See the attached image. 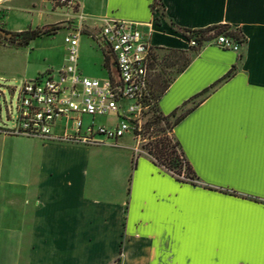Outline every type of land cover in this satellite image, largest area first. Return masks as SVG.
Listing matches in <instances>:
<instances>
[{
  "label": "crops",
  "instance_id": "1",
  "mask_svg": "<svg viewBox=\"0 0 264 264\" xmlns=\"http://www.w3.org/2000/svg\"><path fill=\"white\" fill-rule=\"evenodd\" d=\"M36 1L50 5L49 17L45 7L33 8ZM10 4L35 16L40 27L71 18L77 25L70 10L56 7L54 0H10L1 17ZM154 4L155 0H79L86 17L83 35L96 39L104 50L98 39L103 22L127 21L138 24L145 35L152 31L157 61L177 60L170 69L179 67L180 57L191 59L161 97L159 111L169 116L209 90L171 132L195 183L181 181L144 151L137 154L138 144L129 135L117 145L87 146L0 132V264L261 259L264 0H162L163 16ZM216 26L241 33L240 52L211 42L195 50L183 35L184 30ZM102 64L107 76H85L108 78L104 54ZM114 123L107 117L100 124ZM233 222L250 228L252 247L246 255L221 257L218 251L210 255L194 246L206 225L227 228Z\"/></svg>",
  "mask_w": 264,
  "mask_h": 264
},
{
  "label": "built area",
  "instance_id": "2",
  "mask_svg": "<svg viewBox=\"0 0 264 264\" xmlns=\"http://www.w3.org/2000/svg\"><path fill=\"white\" fill-rule=\"evenodd\" d=\"M7 1L10 0H0V22ZM54 5L68 8L77 19V25L74 23L65 37L68 51L74 55L69 62L71 65L57 74L49 71L26 81L20 91L15 127L0 129V132L7 136L87 146L117 145L129 135L137 142L136 153L139 154L143 151L140 144L146 127L154 115L150 89L152 31L145 35L138 24L105 20L98 39L111 49L118 70L102 80L87 77L78 67L80 38L86 21L79 10V0H54ZM211 43L234 52H240L242 48V44L226 35L218 36ZM189 45L197 47V42L192 40ZM107 117H112L115 123L97 122V119ZM179 178L187 179L184 172Z\"/></svg>",
  "mask_w": 264,
  "mask_h": 264
},
{
  "label": "rangeland",
  "instance_id": "3",
  "mask_svg": "<svg viewBox=\"0 0 264 264\" xmlns=\"http://www.w3.org/2000/svg\"><path fill=\"white\" fill-rule=\"evenodd\" d=\"M32 5L33 8L42 6L41 2L38 1L32 3ZM9 6V10L5 11L0 22V29L4 32L16 34L32 29H44L50 32L57 28L60 29L55 34L43 35L30 45L23 47L11 45L6 38L0 36V129L2 130L13 129L16 125L20 91L24 83L34 80L49 71L53 70L57 73L60 69L70 66L71 63L69 62L74 56L68 51L65 43V37L69 34L68 29L73 28L75 23L74 19L71 18V20L61 24L40 27L35 16L32 17L27 14L28 12L17 8L12 9V4ZM42 7L46 8L45 17H49L50 13L47 12H49L50 5L45 3ZM54 10L56 9L54 8ZM65 19H67L66 16ZM82 29L84 34L86 32L85 26ZM83 34L78 53V67L81 73L84 76L90 75L99 78L107 76L102 64L103 49L101 45L96 39L92 40L89 36ZM93 35L95 36L96 33ZM166 61L167 59L164 62L162 61L160 68L162 69L163 66L165 76L171 77L177 68H166L168 63ZM88 119L85 117L86 121ZM104 121L105 118L97 119L98 123H104ZM171 132L172 130L169 129H160L154 132L146 131L140 148L150 155L149 151L152 149V145L158 141L170 140L174 145L177 141L173 138ZM173 175L180 179L179 176ZM195 181V178L185 180V182L191 184H194Z\"/></svg>",
  "mask_w": 264,
  "mask_h": 264
},
{
  "label": "trees",
  "instance_id": "4",
  "mask_svg": "<svg viewBox=\"0 0 264 264\" xmlns=\"http://www.w3.org/2000/svg\"><path fill=\"white\" fill-rule=\"evenodd\" d=\"M153 8L161 11L162 16L164 15V5L162 4V0H155ZM59 29L60 28H57L52 32L46 31L44 29L27 30L24 32L13 34V38L7 39V42L18 47L28 46L32 41H35L36 39L46 34H55ZM0 31L3 30L0 29ZM183 35L188 39L189 43L192 40L197 42V47H191L195 50L201 49L204 44L211 42L220 35L229 36L237 42H240L241 39H243L241 37V33L238 30H234L229 26H216L198 31L184 30ZM103 45L105 47L103 50L104 66L110 74H112L113 72L116 73L118 68L115 57L111 49L106 46L105 43ZM151 58L152 62L150 64V89L152 98L154 99V115L150 119L151 122L146 127V131L154 132L160 129H169L171 131L194 110L196 105H198L204 99V95L209 92V90L191 99L171 115H162L159 111V101L161 97L167 91L175 76L183 72L188 67L191 59L189 57H180L178 61L180 60L181 64H179V67L175 71V74H173V76L171 77H166L164 74L165 71L163 70V66L162 69L160 68V64L162 63V61L164 62L166 58H164L161 62L157 61L158 58L155 57L153 50ZM174 60L175 59H167L166 62L168 63L166 64V68H170V64L177 63V60L176 62H174ZM234 71L235 68L232 69V71L226 78L231 77ZM189 105L191 106L189 107ZM149 154L165 169L172 172L173 174L180 177L185 171L184 173L186 178H195L194 172L189 163L186 161L178 142L173 145L170 140L158 141L152 145V149L149 151Z\"/></svg>",
  "mask_w": 264,
  "mask_h": 264
},
{
  "label": "snow or ice",
  "instance_id": "5",
  "mask_svg": "<svg viewBox=\"0 0 264 264\" xmlns=\"http://www.w3.org/2000/svg\"><path fill=\"white\" fill-rule=\"evenodd\" d=\"M194 246L206 249L210 255L218 251L221 257L228 254L244 256L252 247V234L250 228L241 227L237 222L227 228L222 225H206L201 236L194 241ZM260 254L259 261L209 259L193 261V264H264V209L260 210Z\"/></svg>",
  "mask_w": 264,
  "mask_h": 264
},
{
  "label": "water",
  "instance_id": "6",
  "mask_svg": "<svg viewBox=\"0 0 264 264\" xmlns=\"http://www.w3.org/2000/svg\"><path fill=\"white\" fill-rule=\"evenodd\" d=\"M0 34L3 35L4 37H6L7 39L13 38V34L12 33H7L4 31H0Z\"/></svg>",
  "mask_w": 264,
  "mask_h": 264
},
{
  "label": "flooded vegetation",
  "instance_id": "7",
  "mask_svg": "<svg viewBox=\"0 0 264 264\" xmlns=\"http://www.w3.org/2000/svg\"><path fill=\"white\" fill-rule=\"evenodd\" d=\"M0 36L4 37V36H3V35H1V34H0ZM4 38H6V37H4ZM6 39H7V38H6Z\"/></svg>",
  "mask_w": 264,
  "mask_h": 264
}]
</instances>
